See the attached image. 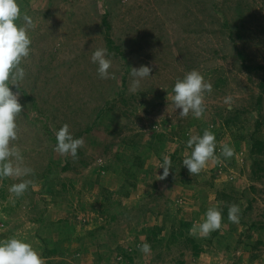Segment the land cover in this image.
<instances>
[{
	"label": "rangeland",
	"instance_id": "1",
	"mask_svg": "<svg viewBox=\"0 0 264 264\" xmlns=\"http://www.w3.org/2000/svg\"><path fill=\"white\" fill-rule=\"evenodd\" d=\"M17 2L24 3L21 12H28L35 27L29 31L30 55L21 62L26 76L19 89L9 87L20 92L19 102L35 100L36 108L22 107L16 121L18 139L10 146L20 148L24 164L34 173L0 179V240L15 236L29 242L46 264H123L122 252L131 247L137 248L131 264H176L177 260L184 264H264V229H248L228 219L222 221L218 236H211L212 232L207 237L195 236L203 245L198 255L179 242L168 247L164 242L148 254L139 250L152 226L162 224L166 208L192 218L193 224L202 222L207 209L219 205L216 191L226 182L255 197L246 218L262 219L264 170L256 180L249 179L248 136L255 134L264 140V68L247 71L237 51L242 49L251 64L264 66V0ZM100 47L108 49L114 79H101L98 65L91 61L93 51ZM141 65L152 71L138 92L131 93L130 67ZM193 69L213 90L205 94L206 107L200 118L191 112L181 118L180 109L171 103L172 88L177 78ZM23 91L31 96L25 97ZM228 96L232 97L230 107L224 103ZM257 96L259 104H255ZM232 106L242 113L238 126L229 129L222 126V117ZM256 118L262 120L257 127ZM166 119L175 126L196 119L206 122L209 130L221 129L216 155L227 143L234 148L233 163L223 156L219 163L210 160L196 174L199 183L193 186L171 182L169 176L159 180L163 172L158 168L159 155L147 149V141L151 129L167 131L162 124ZM65 123L74 138L84 140L75 160L56 152L57 141L49 138V133L55 135ZM137 131L142 132L137 152L146 157L145 167L152 169L133 174L129 180L134 184L127 185L125 196L116 190H122L126 182L123 175L131 174L127 160L132 150L122 139ZM188 133L198 135L195 124ZM168 136L162 156L178 145L176 137L172 141ZM181 153L187 155L190 150L185 147ZM49 155L59 163L48 175L53 185L46 191L42 175ZM65 163L68 167L60 169ZM21 179L32 183L22 196L14 197L9 188ZM154 192L156 197L151 198ZM118 200L121 205L115 204ZM241 202L245 205V199ZM110 213L115 214L111 220ZM165 225L162 236L167 237L169 224ZM257 239L261 242L255 247L243 246ZM158 251L164 253L163 260L156 258Z\"/></svg>",
	"mask_w": 264,
	"mask_h": 264
},
{
	"label": "clouds",
	"instance_id": "2",
	"mask_svg": "<svg viewBox=\"0 0 264 264\" xmlns=\"http://www.w3.org/2000/svg\"><path fill=\"white\" fill-rule=\"evenodd\" d=\"M22 21V23H17ZM35 24L27 13H22L17 0H0V179L8 177L22 178L32 175L34 170L24 164L21 150L17 146H10V142L18 139L17 117L22 112L19 102L20 92H13L9 85L20 87V82L26 76L21 62L30 55L31 38L29 31ZM108 49L100 47L93 51L91 61L98 65L97 73L101 79H114V74L109 72L112 61L108 58ZM129 91L137 93L141 81L150 76V66L141 65L130 67ZM212 84L196 69L188 71L183 78H177L172 88L171 103L174 109H180L179 116L187 117L191 112L200 118L205 111V94L211 93ZM224 103L229 107L232 97H225ZM55 151L64 156L77 159V150L84 146L82 138H74L68 124H63L55 133ZM187 147L191 149L182 161L190 175L199 174L210 160L220 162V156L231 158L234 148L225 143L221 145L220 155H216L215 134L209 129L203 135H192L187 140ZM172 161L165 155L158 168L163 172L158 175L159 180L166 179L170 174ZM32 183L31 180L21 179L19 183L10 186L9 192L14 197L22 196ZM241 209L237 204L228 206V220L232 223L239 222ZM222 223V211L218 206L209 207L202 222L194 223L189 229V234L207 237L211 232L219 230ZM142 253L151 252V245L147 242L139 245ZM0 264H46L41 254L29 242L15 236L0 240Z\"/></svg>",
	"mask_w": 264,
	"mask_h": 264
},
{
	"label": "trees",
	"instance_id": "3",
	"mask_svg": "<svg viewBox=\"0 0 264 264\" xmlns=\"http://www.w3.org/2000/svg\"><path fill=\"white\" fill-rule=\"evenodd\" d=\"M49 2L51 0H48ZM24 3H20V8L22 11L25 10V6L23 5ZM28 14V12H26ZM107 16L106 13L103 15V22L106 23L105 17ZM107 30H109V26L107 25ZM236 35L238 37H241V34H239V29H236L235 31ZM107 42L111 43L112 40L109 38V35H106ZM114 48H118V46H114ZM238 56L240 57L241 60V65L247 70V71H257V67H261L262 69L264 66L260 64L253 65L251 64V61L246 57V54L242 51V49H238L237 51ZM261 87L262 83L260 82ZM25 97L31 96L25 91H23ZM28 94V95H27ZM146 95V92L143 93V95ZM33 98V97H32ZM22 107L24 110H27L28 105H30V108H36L35 105V100H31L30 103L25 100V98H22L20 101ZM260 103V96L256 97L255 104ZM227 114L222 117V126L223 127H228L229 129L233 128L234 126H238V123L240 122V116L242 111L238 108L231 107L227 108ZM195 118V117H194ZM196 120V119H195ZM190 120L187 123L180 124L178 123L176 126L173 123H169V120H163L162 124L164 128H167V131H156L154 128L151 129V133L149 135L148 141H147V149H152L155 154L159 155L160 162H163L164 156H162V151L164 149L165 145V140L167 139V136L169 137L170 140L173 141V138L176 137L178 141V145L174 148V150L170 151L167 156H170L172 165L170 168V174H169V181L174 182V181H181L183 183H186L190 186H193V184H198V179L196 175H190L188 172V169L186 166L183 165L182 161L186 155H183L181 153V150L185 147H187V140L190 138L189 136V127L191 125L195 124V127L197 128L198 135H203V131L207 129V123L206 122H200L198 120L195 121ZM255 121V126H259L262 123L261 119L256 118ZM47 128V125H46ZM86 131H89V128H85ZM221 130V129H220ZM220 130H210L215 134V138H217V135H221L222 131ZM80 132L76 134L78 136ZM234 135V134H233ZM142 132H135L133 135L123 138L122 140L125 142L126 145H128L129 148H131V157H129L128 161V166L129 172L131 174H124L123 177L126 180V182L122 186L121 189H117L116 192L121 195H128L129 190L127 189L128 184H134L133 181L129 180L130 177H133V174L136 175L137 173H147L151 171V167H145L144 162L146 161V157H142L140 153L137 152L138 149V143L141 140ZM248 136V135H247ZM242 136V138L247 137ZM235 139H240L238 135L233 136ZM49 138L53 141L56 142V136L52 135L49 133ZM248 139L250 141L249 146H248V154L251 156V162H250V169H249V174L248 177L249 179L256 180L257 178L260 177L262 174V171L264 170V140L255 134H250L248 136ZM242 140V139H240ZM244 140V139H243ZM188 148V147H187ZM146 149V150H147ZM145 150V149H142ZM190 153H191V149ZM217 151V148H216ZM188 153L187 155H190ZM226 159V158H225ZM230 164L233 163V158ZM48 164L45 166V170L42 175V180H43V185H46L44 188L46 191H50L52 188V183L48 182V175L54 172L55 168L57 167L58 160L53 158L52 155H49L48 157ZM227 160V159H226ZM85 163V162H81ZM68 167V163H65L62 165L60 169H66ZM126 168V169H127ZM149 169V170H147ZM163 170V169H162ZM213 175V174H212ZM215 176V174L213 175ZM155 188L156 184H152ZM251 189H255L254 185H250ZM158 193V191H157ZM201 195V193H199ZM151 198H155V192L149 194ZM203 196V194H202ZM216 200L219 201L218 207L222 211V221L228 219V206L231 204H237L239 205L241 211L239 213V221L246 224L248 229H255V230H262L264 229V211L260 212V217L262 219H254L251 216L249 218H246V215L249 216V213L254 207V201L255 197L253 196H247V193L243 190H239L238 188H234L232 184H229L228 182L224 183V186L221 190L216 191ZM245 199V205L242 204V200ZM170 200H168L169 202ZM121 201L118 200L115 202L116 205H121ZM178 212H180V208L178 207ZM164 218L162 224H154L152 226V229L150 230V233L147 235V242L151 245V248L156 250L157 247L162 246V244L165 242L166 247H168L171 243L174 242H179L180 244L184 245L185 247H188L192 250V252L195 255H198L200 251L203 250V245L201 243V240L199 237H195L193 235L189 234V229L193 226V219H187L180 217L176 212H172L169 210V208L163 212ZM109 219H113L115 217L114 213H110ZM166 224H169V232L167 234V237L162 236L163 229L166 227ZM220 230V229H219ZM219 230L213 231L211 236H218ZM248 242V240H246ZM242 239L239 237L237 243L240 244ZM261 242L260 239L255 240V242H251L249 244H246V242L243 244L244 247L247 246H252L255 247L257 244ZM131 250H125L122 252L123 255V264H131L134 262V254L137 251V248L131 247ZM156 258H159L160 260H163L164 253L163 252H157L155 255ZM176 264H184L183 260H177Z\"/></svg>",
	"mask_w": 264,
	"mask_h": 264
}]
</instances>
